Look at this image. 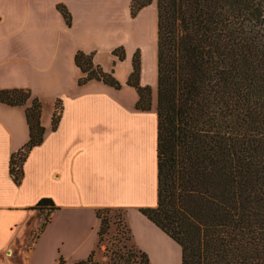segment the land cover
<instances>
[{
  "label": "crops",
  "instance_id": "crops-1",
  "mask_svg": "<svg viewBox=\"0 0 264 264\" xmlns=\"http://www.w3.org/2000/svg\"><path fill=\"white\" fill-rule=\"evenodd\" d=\"M131 2L0 0V89H27L31 99L39 98L45 128L16 184L9 162L29 141L31 99L24 105L0 101V264L86 259L98 247L101 208L125 211L131 239L151 264H182L181 246L140 210L158 201V8L152 0L132 16ZM59 4L70 12L71 24ZM78 51L93 53L121 88L96 79L79 84ZM137 52L140 84L152 89L150 110L136 108L137 89L127 83ZM57 100L62 115L53 129ZM42 198L58 208L33 242L45 220L33 209ZM59 216L72 229H52ZM83 220L90 221L89 232L74 229Z\"/></svg>",
  "mask_w": 264,
  "mask_h": 264
},
{
  "label": "trees",
  "instance_id": "trees-1",
  "mask_svg": "<svg viewBox=\"0 0 264 264\" xmlns=\"http://www.w3.org/2000/svg\"><path fill=\"white\" fill-rule=\"evenodd\" d=\"M152 0H132L131 14ZM158 8V201L141 212L175 240L182 264H264V0H157ZM58 9L71 24V14ZM79 84L89 80L121 88L112 72L78 51ZM137 52L127 81L137 89L136 108H152L150 85L140 84ZM27 89H0V101L24 105ZM42 103L26 107L29 141L11 155L16 184L24 163L44 138ZM62 105L57 100L53 129ZM58 207L42 198L33 209L45 220ZM113 208L96 211L99 242L108 232ZM130 236L131 231L128 229ZM95 249L75 264H94ZM141 264L146 252L130 250ZM60 264H67L63 257Z\"/></svg>",
  "mask_w": 264,
  "mask_h": 264
},
{
  "label": "rangeland",
  "instance_id": "rangeland-1",
  "mask_svg": "<svg viewBox=\"0 0 264 264\" xmlns=\"http://www.w3.org/2000/svg\"><path fill=\"white\" fill-rule=\"evenodd\" d=\"M107 216L110 218L109 230L103 236L97 249H95L94 260L96 263L94 264H141L140 257H134L133 253H129L130 250H135L137 246L133 243L128 231L129 227L125 220V211L123 209H112ZM54 219L52 229L55 231H60L61 227L72 229V226L68 225L66 219L63 217L59 216L57 219ZM88 224L90 225L89 220L88 222L85 220L79 221V224L74 229L77 227L80 233L89 232L90 229L87 228ZM35 234L31 235V240L34 239ZM92 239L93 236L90 240ZM29 245L31 246L32 243ZM45 247L47 248L48 246L45 244ZM82 254L83 249L77 255Z\"/></svg>",
  "mask_w": 264,
  "mask_h": 264
}]
</instances>
